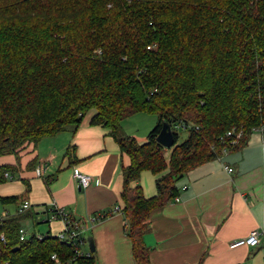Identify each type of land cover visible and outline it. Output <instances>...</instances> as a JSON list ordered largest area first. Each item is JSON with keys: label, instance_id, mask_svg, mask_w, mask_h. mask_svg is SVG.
I'll use <instances>...</instances> for the list:
<instances>
[{"label": "trees", "instance_id": "obj_1", "mask_svg": "<svg viewBox=\"0 0 264 264\" xmlns=\"http://www.w3.org/2000/svg\"><path fill=\"white\" fill-rule=\"evenodd\" d=\"M90 110V124L107 128L128 157L120 212L136 264H150L151 212L178 194L184 173L264 125V0H0V156H16L0 164V184L19 170V152L74 132ZM139 112L158 118L141 143L120 126ZM163 121L175 137L167 155L156 141ZM174 126L188 132L180 143ZM230 130L242 131L237 145L224 138ZM144 170L156 176L149 198ZM24 200L0 196L2 206ZM18 208L0 216V264H56L53 254L61 264L95 263L90 250L71 261L73 248L49 231L20 240L37 213Z\"/></svg>", "mask_w": 264, "mask_h": 264}, {"label": "crops", "instance_id": "obj_2", "mask_svg": "<svg viewBox=\"0 0 264 264\" xmlns=\"http://www.w3.org/2000/svg\"><path fill=\"white\" fill-rule=\"evenodd\" d=\"M94 114L90 110L74 132L68 129V138L67 134L59 138L66 140L64 145L45 148L39 142L19 152L17 172L23 170L19 176L28 179L30 190L21 184L16 191L4 189L2 196L22 195L37 213L36 220L50 206L82 220L87 238L94 243V264H136L120 212V167L128 163V157L107 128L90 124ZM70 146L75 150L71 160L65 155ZM33 159L34 167L28 169ZM74 168L92 177L87 187H80L72 176ZM155 178L148 170L140 173L138 182L147 198L156 194ZM176 186L178 200L174 197L150 214V230L143 237L150 248V264H264V133L259 128L242 146L184 173ZM18 206L2 207H12L5 212L13 213ZM103 214L104 218L90 221L91 216ZM62 228L61 220H53L33 233L56 234ZM253 229L260 231L257 246H229Z\"/></svg>", "mask_w": 264, "mask_h": 264}, {"label": "built area", "instance_id": "obj_3", "mask_svg": "<svg viewBox=\"0 0 264 264\" xmlns=\"http://www.w3.org/2000/svg\"><path fill=\"white\" fill-rule=\"evenodd\" d=\"M259 130L264 133V125L259 127ZM231 145H237L242 137V131H238L236 133H233V131H227L225 133V137H230L231 135ZM221 140H224L221 138ZM228 152L227 149H223V154ZM229 172L232 171V168H227ZM40 173V170H39ZM72 176L77 180L78 184L80 187L85 188L87 187L90 182L92 181V177L88 174H84L80 172L77 168L73 169ZM6 179H12V176L9 173H5ZM175 200H178L177 197H175ZM30 205L29 203L24 200L18 210L21 211L23 209L29 208ZM6 212L4 213V215ZM2 215V216H4ZM100 219L99 215L98 216H91L90 221L93 223L95 221H98ZM42 223H48L53 220H61L63 223V228L60 232L54 234L58 239L62 240L66 245L70 246L73 248L74 251V256L71 258V261H75L77 257L79 256H89V250L83 251L81 249V244L85 243L87 240L82 237V233L85 230V226L82 220H76L71 218L64 210L63 208L55 207V206H50L48 210L46 211L45 216L40 219ZM26 230L24 227H21L19 229V239L24 240L27 235H26ZM35 237L39 240L43 239L45 237V233H40L36 232L34 233ZM259 235L260 231L258 229H253L249 232V234L245 237L238 238L236 240H233L229 246L231 248L239 247V246H251L255 247L259 244ZM1 239L3 240V235L1 234ZM51 259L54 260L56 264H61L59 260L57 259L56 255L53 254L51 255Z\"/></svg>", "mask_w": 264, "mask_h": 264}, {"label": "rangeland", "instance_id": "obj_4", "mask_svg": "<svg viewBox=\"0 0 264 264\" xmlns=\"http://www.w3.org/2000/svg\"><path fill=\"white\" fill-rule=\"evenodd\" d=\"M157 119L158 118L155 114H148V113L141 112L140 114H135V115L125 117L124 119L121 120L120 126H121L122 131L126 135L134 137L139 143H141V142L146 141L147 135H148L149 131L156 124ZM68 128H66L57 137H54V138L45 137V138L41 139L39 142L43 145L42 147H45V148L48 145H50V147H51V144H55V143H56L57 147L60 145H64L66 143V140L63 139L62 141H59V138H62L66 134H67L66 138H68V132H69ZM173 129L178 134L177 143L182 142L188 135V132L185 128H182L180 126H174ZM167 154H168V149H165V155H167ZM15 158H16V156L14 154L2 155V156H0V164H4V163L13 164V162H15ZM21 161L25 162L26 156L23 155ZM19 165H20V158H19ZM21 172H11V175H13V179L7 180L5 185L3 184L0 186V196H2V194H4V189L5 190L9 189V191H16V190L21 188V184H23L21 182L20 176H19ZM25 173H27V171ZM179 181H180V179H179ZM5 209H7V210H5ZM12 210H13L12 207L4 208L0 204V216L4 215L5 211H12ZM40 221H42V220H39V219L36 220L35 219V222H33L30 219V220H27V224L23 222L27 236H30L34 231H37V229H40V231H41L47 227V223H42ZM87 236H88L87 233L85 231H83L82 237L87 240ZM81 249L82 250L88 249V242L87 241L85 243L81 244Z\"/></svg>", "mask_w": 264, "mask_h": 264}, {"label": "water", "instance_id": "obj_5", "mask_svg": "<svg viewBox=\"0 0 264 264\" xmlns=\"http://www.w3.org/2000/svg\"><path fill=\"white\" fill-rule=\"evenodd\" d=\"M156 141L166 149L171 148L175 143L174 132L168 121H163L162 127L156 136ZM90 251H94V243L91 237L87 238Z\"/></svg>", "mask_w": 264, "mask_h": 264}]
</instances>
